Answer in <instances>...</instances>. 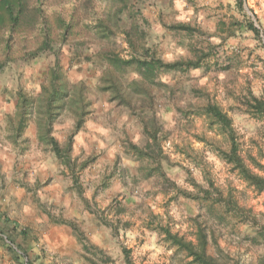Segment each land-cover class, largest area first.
Instances as JSON below:
<instances>
[{"label":"rangeland","instance_id":"rangeland-1","mask_svg":"<svg viewBox=\"0 0 264 264\" xmlns=\"http://www.w3.org/2000/svg\"><path fill=\"white\" fill-rule=\"evenodd\" d=\"M85 1L25 0L24 4L30 8L40 5L45 16L53 18L54 13L65 16L71 5L82 6ZM181 1L131 0L110 39L88 36L79 46L76 38L58 50L61 74L70 84L83 83L90 104L76 133L70 110L59 111L52 122L51 136L61 148L71 137L72 171L48 145L38 141L39 117L35 112L24 134L11 138L17 92L37 97L55 55L14 61L0 70V214L27 233L24 241L3 229L0 264H125L124 251L133 264H188L185 253L147 229L153 216H157V223L168 224L187 239L196 223L204 226L212 256H218V246L224 260L264 264V244L253 241L260 240L256 230L264 226V193L248 187L199 141L202 136L221 140L208 129L205 118L186 114L190 106L202 103L200 92L209 94L232 119L243 152L257 156L261 150L264 155V126L244 115L240 105L246 88L257 95L264 90V0H244V11L260 31L258 40L249 32L228 39L225 34L218 36L221 22L242 20L235 0H213L205 5L183 0L185 6ZM107 5L110 0H93L92 7L106 15ZM136 13L138 17L129 16ZM132 18L143 27L148 46L164 62L189 57L187 44L192 41L215 46L214 54L199 69L160 74L158 84L151 89L153 106L149 107L148 101L138 106L153 112L160 125V144L166 157L160 170L166 178L180 190L201 198L203 193L187 181L192 177L202 189H209L202 169L197 167L201 162L222 197H230L237 205L235 217L227 211L231 206L225 211L216 206L214 190L207 201L186 199L155 170L154 163L138 160L132 152L131 144L144 147L141 122L109 92L100 90L104 67L95 56L109 48L128 58L122 30L130 28ZM178 23L196 26L205 35L195 39L165 28ZM127 71L130 79L138 77L132 69ZM184 149L190 155L193 151L196 159L188 158L182 153Z\"/></svg>","mask_w":264,"mask_h":264},{"label":"trees","instance_id":"trees-1","mask_svg":"<svg viewBox=\"0 0 264 264\" xmlns=\"http://www.w3.org/2000/svg\"><path fill=\"white\" fill-rule=\"evenodd\" d=\"M25 0H0V70L14 61L29 62L42 55L53 54L56 57L54 65L50 68L47 82L41 86L37 97H31L24 92L18 91L16 94V126L14 130V140L21 137L29 126V117L33 112L38 115V141L49 146L56 158L69 170H73L75 162L71 156L72 140L69 137L64 147L61 148L54 137L51 136V126L54 116L64 109L70 110L75 118L74 133L79 131L83 125L89 101L86 96V88L83 83L70 84L61 74V66L58 62V50L62 46L76 40L79 46L86 41L88 36H93L96 40L104 41L115 35V30L120 27L124 12L130 9L131 0H110L106 15L98 13L92 7L93 0H86L81 6L71 5L68 14L54 13L53 18L45 16L40 5L30 8L24 4ZM112 1V2H111ZM27 3V2H26ZM237 9L242 20L231 18L228 24L220 23L218 36L225 38L235 37L238 33L249 32L254 39H259L260 31L254 26L244 11V0H235ZM254 15V14H253ZM130 17H138L129 15ZM255 17V15H254ZM256 18V17H255ZM118 27V28H117ZM167 30L174 33L183 32L190 38L205 35L196 26L178 23L165 26ZM122 35L128 47V58L120 57L110 50H99L95 56L104 70L99 78L100 90L109 92L113 100H117L124 105L142 125V132L145 137L144 147L130 145L136 158L154 163L160 175L169 182L171 186L178 190L186 199L207 201L211 199V191L217 193L218 199L214 202L216 206L225 211V207L231 206L229 211L234 217L238 213L235 202L229 198H223L222 194L214 187L212 180L207 177L204 164L197 163V167L202 169V176L209 187L204 190L192 177H188L189 185L203 193L199 198L194 192L182 191L178 186L169 181L165 174L161 172V162L166 160L161 148L160 132L155 114L145 110L138 104L149 103L153 106L154 97L151 89L158 84L160 74L186 73L190 70L199 69L201 64L212 56L215 46L210 42L201 45L198 41L187 44L189 57L180 58L174 62H164L158 57L156 51L148 46L145 31L138 25V21L132 18L131 26L128 30H122ZM90 58H86L88 61ZM132 69L138 77L130 79L128 69ZM198 97L201 104L190 106L187 111L190 115L202 116L206 120L208 129L214 131L221 140L214 138L200 137L199 141L208 146L214 155L222 161L241 181L252 188L257 194L264 193V155L261 150L257 156L251 153H244L241 147L240 138L233 126V121L227 112L209 94L201 93ZM240 105L243 114L249 118L260 122L264 126V90L257 95L250 88L245 89L244 95L240 98ZM188 158L194 156V152L186 149L182 150ZM196 159L195 156L193 158ZM85 163L82 167H84ZM85 201V200H84ZM86 202V201H85ZM149 221L147 229L157 233L162 240L178 251L185 253L190 259L188 264H238V262L224 260L220 254L223 251L216 246L218 256L208 253V236L204 226L196 223L191 238L187 239L183 235L174 233L168 224L157 223V216H153ZM11 230L12 233L25 241L27 233L19 229L18 225L11 224L9 220L3 218L0 222V234L3 229ZM73 233L76 229L70 226ZM8 239V237H7ZM255 244H264V226L261 225L256 230ZM22 254L25 253L22 251ZM124 263L133 264L124 251Z\"/></svg>","mask_w":264,"mask_h":264},{"label":"crops","instance_id":"crops-1","mask_svg":"<svg viewBox=\"0 0 264 264\" xmlns=\"http://www.w3.org/2000/svg\"><path fill=\"white\" fill-rule=\"evenodd\" d=\"M195 1H198V3H201V5H205V4H207V3H210L211 1H213V0H193V2L195 3ZM215 2L216 1H218V0H214ZM181 5H183V6H185L186 4H185V2H183V0L181 1ZM3 218H6V217H4V216H2L1 214H0V220H2ZM7 219V218H6ZM8 220V219H7ZM10 223H12V224H16V223H14V222H10ZM17 225V224H16ZM9 232V234H12V231L11 230H9L8 231Z\"/></svg>","mask_w":264,"mask_h":264},{"label":"water","instance_id":"water-1","mask_svg":"<svg viewBox=\"0 0 264 264\" xmlns=\"http://www.w3.org/2000/svg\"><path fill=\"white\" fill-rule=\"evenodd\" d=\"M253 22H254V26H255L256 28H258L257 25H256V23H255V20H254V19H253Z\"/></svg>","mask_w":264,"mask_h":264}]
</instances>
